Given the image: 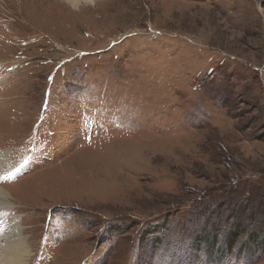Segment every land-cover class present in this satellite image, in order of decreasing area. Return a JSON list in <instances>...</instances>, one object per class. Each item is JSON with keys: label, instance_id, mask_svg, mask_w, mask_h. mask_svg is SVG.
Here are the masks:
<instances>
[{"label": "rangeland", "instance_id": "rangeland-1", "mask_svg": "<svg viewBox=\"0 0 264 264\" xmlns=\"http://www.w3.org/2000/svg\"><path fill=\"white\" fill-rule=\"evenodd\" d=\"M3 75L27 264H264V0H0Z\"/></svg>", "mask_w": 264, "mask_h": 264}, {"label": "bare ground", "instance_id": "bare-ground-1", "mask_svg": "<svg viewBox=\"0 0 264 264\" xmlns=\"http://www.w3.org/2000/svg\"><path fill=\"white\" fill-rule=\"evenodd\" d=\"M64 1L78 8L82 1L89 0ZM5 77L6 75H3L0 81ZM4 152L7 154L0 153V213L7 212L10 221L8 222L6 217L0 216V264H27L31 248L33 249L32 246L35 242L32 241L33 237L27 234V230H23V217L20 219L16 217L18 212H20L19 210L24 209V206L20 203H17L19 205L17 206V204L11 200L12 193L3 186L5 177H7L11 171V169L8 170L9 163L7 161L9 151ZM16 209L18 210L17 213ZM45 254L46 252L42 249L39 257H43Z\"/></svg>", "mask_w": 264, "mask_h": 264}]
</instances>
